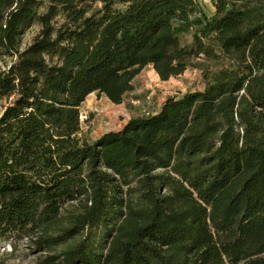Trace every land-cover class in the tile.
<instances>
[{
	"label": "trees",
	"instance_id": "trees-1",
	"mask_svg": "<svg viewBox=\"0 0 264 264\" xmlns=\"http://www.w3.org/2000/svg\"><path fill=\"white\" fill-rule=\"evenodd\" d=\"M247 1L0 0V240L36 264H264V24ZM198 58L232 66L77 137L88 95L120 104L143 68L167 81Z\"/></svg>",
	"mask_w": 264,
	"mask_h": 264
},
{
	"label": "rangeland",
	"instance_id": "rangeland-1",
	"mask_svg": "<svg viewBox=\"0 0 264 264\" xmlns=\"http://www.w3.org/2000/svg\"><path fill=\"white\" fill-rule=\"evenodd\" d=\"M40 8L44 12L47 0ZM217 0H196L202 11L211 16L215 12L214 3ZM250 10L247 24H264V0H248ZM98 7V5L96 6ZM115 9L121 6L115 5ZM39 25L34 22L23 32L19 50L27 48L39 31ZM182 45H190L191 33L181 36ZM13 61V58H4V66ZM232 66L230 60L211 61L204 58L193 59L186 71L167 81H161L154 74L152 68H143L134 78L131 92L124 95L122 103L112 104L104 96L90 94L80 105V132L77 137L93 142L103 134L120 130L130 119L143 117L157 112L164 101L169 97H180L187 92L203 90L206 84V75L210 76ZM11 101L0 99V115ZM38 254L29 248L27 240L15 242L0 240V264H36Z\"/></svg>",
	"mask_w": 264,
	"mask_h": 264
},
{
	"label": "bare ground",
	"instance_id": "bare-ground-1",
	"mask_svg": "<svg viewBox=\"0 0 264 264\" xmlns=\"http://www.w3.org/2000/svg\"><path fill=\"white\" fill-rule=\"evenodd\" d=\"M154 72V71H153ZM154 74L156 75V73L154 72ZM158 77V76H157Z\"/></svg>",
	"mask_w": 264,
	"mask_h": 264
}]
</instances>
